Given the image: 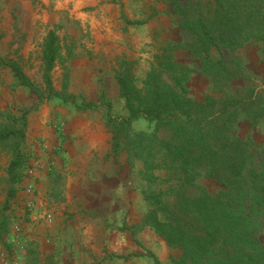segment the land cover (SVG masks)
<instances>
[{
  "label": "rangeland",
  "instance_id": "1",
  "mask_svg": "<svg viewBox=\"0 0 264 264\" xmlns=\"http://www.w3.org/2000/svg\"><path fill=\"white\" fill-rule=\"evenodd\" d=\"M180 1L183 7L187 0ZM188 11L189 17H193L195 11ZM133 17L143 20L132 23L140 21ZM182 17L179 9H173L172 0H0V57L17 61L38 91L44 92L43 46L48 32L54 31L58 50L50 70L51 84L65 96L74 95V99L66 102L57 97L40 102L36 91L17 84L9 67L0 65V128L19 126L20 122L15 119L23 110L31 108L26 114L20 146L24 155L22 179L15 197L8 201L6 168L13 144L19 138L0 144V264H56L65 231L81 221V214L94 211L95 207L125 213L115 218L114 226L120 230L125 227L128 215L131 219L137 215L138 220L129 226L145 225L150 207L143 194L159 189L167 190L164 199L170 203V210L188 222L191 232L203 234L199 217L188 215V210L181 209V205L189 204L205 192L218 193L221 184L204 175L196 183L187 184L180 174L169 177L163 169L153 172L159 178L157 181L146 180L142 173L143 161L135 155L136 149L128 148L126 138L121 137L116 157L111 155L112 133L104 122L106 105L86 110L76 107L82 99L109 101L113 114L126 115L116 73L125 71L133 84L141 88L151 67L161 72L163 81L178 92L184 91L187 97L202 100L211 94L219 98V93L211 92L210 77L201 71V58L183 47L169 48L184 39V32L176 24ZM262 45L248 39L237 49L227 51L226 57L232 64L241 66L245 84L253 85L264 95ZM169 63L171 66L183 64L192 70L182 84L183 90L174 85L170 72L163 68ZM131 128L150 132L154 123L136 119ZM158 134L168 136L165 129H160ZM233 134L247 146L250 153L247 167L261 175L259 180L264 184V115L253 123L243 118L238 120ZM88 144L92 145L93 152H98L99 147L106 148L101 157L110 161L114 169L108 177L107 193H113L117 203L102 198L91 206V201L85 200L87 195L82 200L79 193L73 194V176L81 162L74 152ZM88 181L83 183L87 189ZM242 182L248 193L245 213H249L253 234L264 244V189L263 202H259L252 194L257 184L249 178ZM124 196L133 204L140 198L141 207L137 212L131 211ZM154 234L162 264H177L183 250L168 245L162 236ZM114 264L148 263L124 259Z\"/></svg>",
  "mask_w": 264,
  "mask_h": 264
},
{
  "label": "trees",
  "instance_id": "2",
  "mask_svg": "<svg viewBox=\"0 0 264 264\" xmlns=\"http://www.w3.org/2000/svg\"><path fill=\"white\" fill-rule=\"evenodd\" d=\"M192 2V3H191ZM173 9H179L182 19L176 24L184 32L181 42L169 48L183 47L191 55L202 60V72L211 79L212 90L219 98L207 94L202 100L185 96L161 78V72L151 67L141 88H137L125 71L115 75L119 94L125 100L126 115L113 114L109 101L95 102L82 99L76 107L94 109L105 104V123L112 133L111 155L116 157L121 137L126 138L128 148L136 149V156L143 161L142 173L146 180L156 170H166L169 177L180 174L187 184H194L201 175L218 181L222 188L216 194L205 192L181 205L195 217H199L203 234L191 232L188 222L170 210L164 197L167 190L144 192L149 210L145 225L162 236L168 245L180 247L183 252L177 264H264V244L253 234L249 213H245L244 201L248 195L243 179L256 183L253 197L263 202L264 184L253 169L248 168L250 153L245 143L233 134L240 119L253 123L264 115V95L253 85L245 84L241 66L232 64L226 52L237 49L248 39L263 43L264 51V0H187L181 7L180 0H172ZM189 9L195 11L189 17ZM128 21V20H126ZM134 21L132 23H141ZM58 37L50 30L45 38L42 60L46 91L39 92L35 83L23 72L15 60L0 57V65L9 67L17 84L36 91L40 102L54 97L64 102L74 95L57 92L50 80L58 50ZM174 85L182 87L192 73L183 64H166ZM183 90V87H182ZM22 111L15 120L16 127L0 128V144L11 138H19L12 148V157L6 168L9 183L6 201L15 197L22 179L24 155L20 149L25 134L26 114ZM143 119L154 123L150 132L134 131L131 123ZM165 129L167 137L158 131ZM2 223L0 221V233ZM155 264H162L150 253Z\"/></svg>",
  "mask_w": 264,
  "mask_h": 264
},
{
  "label": "crops",
  "instance_id": "3",
  "mask_svg": "<svg viewBox=\"0 0 264 264\" xmlns=\"http://www.w3.org/2000/svg\"><path fill=\"white\" fill-rule=\"evenodd\" d=\"M133 19L143 20L139 17H133ZM102 128L101 126L100 129ZM97 150L98 152H93L91 144L75 150L74 153L81 162L77 165L73 176V194L79 193L78 197L80 196L82 200L87 195L88 199L85 200L91 201V206L97 204L102 198L109 199L111 203H117L114 194L107 193L110 188L108 177L114 169L110 161L103 160L101 157L105 155L106 148L99 147ZM87 179L90 183L88 189L83 184ZM86 191L89 194H85ZM124 199L133 213L141 207L140 198H136L134 204L129 202L130 198L127 196H124ZM96 208L87 214H81V221L65 231L64 245L58 251L60 255H57L56 264H114L116 260L124 259L155 264L150 253L162 263L160 246L151 228L147 225H139L138 228L129 226L138 221L135 219L137 215L132 219L128 215L125 227L120 230L114 226L115 218L122 217L120 215L125 213Z\"/></svg>",
  "mask_w": 264,
  "mask_h": 264
}]
</instances>
